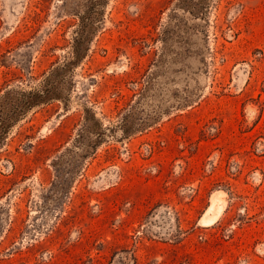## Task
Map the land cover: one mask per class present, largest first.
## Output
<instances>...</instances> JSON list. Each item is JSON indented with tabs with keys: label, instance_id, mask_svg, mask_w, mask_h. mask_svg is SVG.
I'll list each match as a JSON object with an SVG mask.
<instances>
[{
	"label": "rangeland",
	"instance_id": "obj_1",
	"mask_svg": "<svg viewBox=\"0 0 264 264\" xmlns=\"http://www.w3.org/2000/svg\"><path fill=\"white\" fill-rule=\"evenodd\" d=\"M0 264H264V0H0Z\"/></svg>",
	"mask_w": 264,
	"mask_h": 264
},
{
	"label": "bare ground",
	"instance_id": "obj_2",
	"mask_svg": "<svg viewBox=\"0 0 264 264\" xmlns=\"http://www.w3.org/2000/svg\"><path fill=\"white\" fill-rule=\"evenodd\" d=\"M213 208H214V207H212V209H211V210H213ZM211 210H210V211H211ZM212 217H214V216H212ZM212 219H213V218H212ZM207 223H208V219H207Z\"/></svg>",
	"mask_w": 264,
	"mask_h": 264
}]
</instances>
